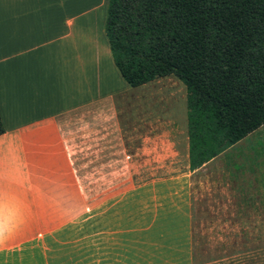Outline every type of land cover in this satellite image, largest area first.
Returning <instances> with one entry per match:
<instances>
[{
	"label": "crops",
	"instance_id": "1",
	"mask_svg": "<svg viewBox=\"0 0 264 264\" xmlns=\"http://www.w3.org/2000/svg\"><path fill=\"white\" fill-rule=\"evenodd\" d=\"M109 1L0 0V264H46V235L94 210L79 168L109 167L111 128L125 153L120 100L133 88L112 57ZM185 125V136L159 129L142 154L169 170L168 181L182 180L187 217H221L228 203L232 216H247L264 184L252 147L240 144L247 138L191 170Z\"/></svg>",
	"mask_w": 264,
	"mask_h": 264
},
{
	"label": "rangeland",
	"instance_id": "2",
	"mask_svg": "<svg viewBox=\"0 0 264 264\" xmlns=\"http://www.w3.org/2000/svg\"><path fill=\"white\" fill-rule=\"evenodd\" d=\"M119 111L125 153L111 128L103 158L109 167H97L98 160L79 168L94 210L46 235V264H264V184L251 191L247 216H232L228 203L221 217L189 218L182 180L168 181L169 170L142 154L159 129L177 128L185 136V84L169 76L129 90ZM251 134L240 144L252 147L254 166L264 169V128ZM96 138L94 144L107 140ZM163 139L165 146L169 138ZM77 157L79 165L85 162Z\"/></svg>",
	"mask_w": 264,
	"mask_h": 264
},
{
	"label": "trees",
	"instance_id": "3",
	"mask_svg": "<svg viewBox=\"0 0 264 264\" xmlns=\"http://www.w3.org/2000/svg\"><path fill=\"white\" fill-rule=\"evenodd\" d=\"M106 34L131 88L187 87L191 170L264 125V0H110Z\"/></svg>",
	"mask_w": 264,
	"mask_h": 264
}]
</instances>
